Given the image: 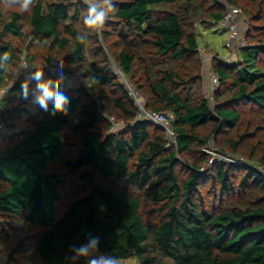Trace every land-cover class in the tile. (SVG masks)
I'll list each match as a JSON object with an SVG mask.
<instances>
[{"label": "trees", "instance_id": "obj_1", "mask_svg": "<svg viewBox=\"0 0 264 264\" xmlns=\"http://www.w3.org/2000/svg\"><path fill=\"white\" fill-rule=\"evenodd\" d=\"M114 3L83 44L84 0L0 7V53L13 58L0 71V264H66L89 235L138 264H264V0ZM230 7L247 45L235 62L214 56L211 104L199 31ZM59 61L71 103L51 115L19 92L37 68L55 79ZM130 90L174 115L176 144L138 120ZM211 143L245 163L210 165Z\"/></svg>", "mask_w": 264, "mask_h": 264}, {"label": "clouds", "instance_id": "obj_2", "mask_svg": "<svg viewBox=\"0 0 264 264\" xmlns=\"http://www.w3.org/2000/svg\"><path fill=\"white\" fill-rule=\"evenodd\" d=\"M84 3L87 5L86 14L83 16V25L86 30L79 32L76 36V40L81 44L86 43L91 34L101 35L106 20L117 11L114 0H84ZM33 4L34 0H0V7L8 10L18 8L24 12H29ZM12 59L9 52L0 53V71H8ZM204 60L209 66L206 58ZM28 67L27 62L20 65V69ZM58 68L60 71L55 79L52 77L43 79L42 68L35 69L31 76L22 81L19 92L20 98L27 100L31 96L32 103L39 106L44 112H50L51 115H66L71 100L62 90L66 79L63 74V61H59ZM20 69L16 76H18ZM33 79L36 81V85L30 92L29 81ZM100 243L99 236L89 235L86 242L71 245L68 249L69 254L64 257L66 264H78L82 259L86 260L87 264H120V258L101 251Z\"/></svg>", "mask_w": 264, "mask_h": 264}, {"label": "built area", "instance_id": "obj_3", "mask_svg": "<svg viewBox=\"0 0 264 264\" xmlns=\"http://www.w3.org/2000/svg\"><path fill=\"white\" fill-rule=\"evenodd\" d=\"M241 15V9L236 7H230L227 15L223 18L221 21V24L227 26L231 30V36L229 38V41L227 43V47L230 49V51L234 52L235 47L233 46L234 43H237V48L240 49L241 47H244L247 45V42L245 38L241 35L239 31V20ZM238 17V18H237ZM202 52V50H201ZM209 62V68H210V79H211V90L214 92L218 85V79L214 72L211 69V61L214 60V56H210L206 59ZM131 94L135 98V104L138 108L139 115L138 120L139 121H147L151 122L157 127L161 128L167 135L169 141L173 144H176L175 140V131L173 129V121H174V115L172 114H166L161 112H152L148 111L145 106L141 103V101L136 97L133 90H130ZM113 122V120H112ZM122 124V123H120ZM120 124L115 123L113 130L116 128L121 127ZM205 153L210 156V165L214 163H225V164H231V165H242L245 163L244 158H236L224 155L218 151L216 147H210L205 150ZM259 170V169H258ZM263 175L264 171L259 170Z\"/></svg>", "mask_w": 264, "mask_h": 264}, {"label": "rangeland", "instance_id": "obj_4", "mask_svg": "<svg viewBox=\"0 0 264 264\" xmlns=\"http://www.w3.org/2000/svg\"><path fill=\"white\" fill-rule=\"evenodd\" d=\"M242 18L241 17L238 18L241 20V23L239 20V31L241 30V33H242V30H243V32L245 33L247 29V22L244 20V16H242ZM230 36H231L230 28H228L227 26L223 24L216 25L214 28L207 30V31L200 29L198 43H199V47L202 49L204 58L207 59L210 56L216 55V56H219V58L227 62L237 61L238 44L237 43L233 44V46L235 47L234 52L230 51V49L227 47V43L229 41ZM26 73L27 71L24 70L22 74H26ZM19 75H21V73ZM210 75H211L210 68L208 65H205L204 88H205V93L207 97L210 99L211 104H212L213 103V100H212L213 92L211 90ZM82 76L83 75L75 76L74 77L75 81L82 82L83 81L81 79ZM213 146L216 147L214 143H211L209 145V148ZM206 149H204V152ZM259 170L264 171L263 169H260V168ZM120 264H138V261L137 259H129V260L120 261Z\"/></svg>", "mask_w": 264, "mask_h": 264}]
</instances>
